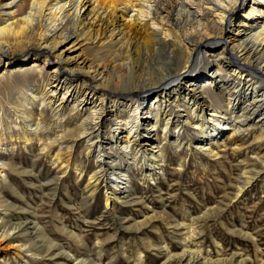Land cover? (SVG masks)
Here are the masks:
<instances>
[{"label": "bare ground", "instance_id": "bare-ground-1", "mask_svg": "<svg viewBox=\"0 0 264 264\" xmlns=\"http://www.w3.org/2000/svg\"><path fill=\"white\" fill-rule=\"evenodd\" d=\"M77 44L83 45L73 54ZM92 46L99 50L89 58L84 54ZM207 55L209 71L192 76ZM4 106L13 110L11 117ZM45 110L54 123H46ZM173 124L172 145L182 143V129L193 128L200 135L196 149L208 153L226 131L230 137L258 128L264 138V0H0V132L16 127L26 143L42 131L53 132L49 144L56 145L53 160L61 169L81 170L74 153L84 147L94 157L84 200L105 186L110 208L115 194L128 188L127 171L113 165L110 149L129 166L152 159L153 171L159 143ZM9 167L22 172L0 157V183ZM259 172L242 174L251 184ZM13 202L0 192V254L8 257L13 249L17 257L60 256L63 264H116L104 263L100 238L94 249L99 258L93 260L81 251H89L82 233L62 223V234L78 246L66 248L36 215L23 224ZM180 223L186 230L181 248L160 246L165 254L159 264L228 263L203 254L195 242V219ZM134 260L145 264L142 251Z\"/></svg>", "mask_w": 264, "mask_h": 264}, {"label": "rangeland", "instance_id": "rangeland-1", "mask_svg": "<svg viewBox=\"0 0 264 264\" xmlns=\"http://www.w3.org/2000/svg\"><path fill=\"white\" fill-rule=\"evenodd\" d=\"M73 39L66 44L71 45ZM81 45L75 46L73 54L80 52ZM86 48L84 55L89 58L99 50L94 46ZM209 59L210 55L205 56L200 70L191 75L207 73L213 65ZM222 78L217 76L218 80ZM3 110L8 117L12 116L13 110L6 106ZM44 112L48 125L56 121L50 110ZM181 112L186 113L183 108ZM233 119L236 118L230 117L229 121ZM175 126H171L165 139L160 138L161 156L153 171L148 165L152 159H137L136 164L129 166L118 150L110 149L108 158L114 160V166L127 171L128 181V188L116 193L111 205L109 202L110 208L104 203L109 189L105 186L100 185L95 198L83 199L88 174L94 169V157L87 155L84 147L77 146L74 153L81 170L61 169V164L53 160L56 145L49 144L53 132L42 131L26 143L18 128L1 129L0 157L16 164L22 172L9 167L8 176L0 183V192L18 206L14 215L22 216L23 224L27 217L34 219L36 215L47 233L66 248L75 250L78 246L62 234V223L69 230L82 233L89 251L87 254L83 247L81 251L93 260L99 258L94 249L100 238L104 243V263L136 264L134 257L140 250L145 264H159L165 254L160 246L168 244L179 250L186 231L180 222L195 219V242L205 256L226 259L227 264H264V164L257 159V154L264 156L261 129L241 130L230 137V132H223L208 153L196 149L200 135L193 128L182 129V143L172 145ZM45 145L48 149L42 150ZM251 168L260 170V175L248 184L242 172ZM145 220L138 228L137 223ZM33 234L41 242L36 231ZM7 252L8 257L0 254V264H63L59 262L60 256H45L42 260L40 256L17 257L13 249ZM127 255L129 259L125 258Z\"/></svg>", "mask_w": 264, "mask_h": 264}]
</instances>
